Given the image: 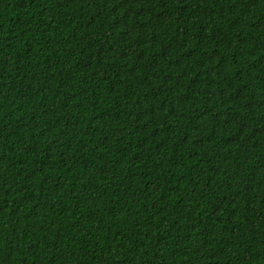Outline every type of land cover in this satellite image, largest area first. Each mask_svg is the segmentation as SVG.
<instances>
[{"label": "trees", "instance_id": "obj_1", "mask_svg": "<svg viewBox=\"0 0 264 264\" xmlns=\"http://www.w3.org/2000/svg\"><path fill=\"white\" fill-rule=\"evenodd\" d=\"M0 264H264V0H0Z\"/></svg>", "mask_w": 264, "mask_h": 264}]
</instances>
